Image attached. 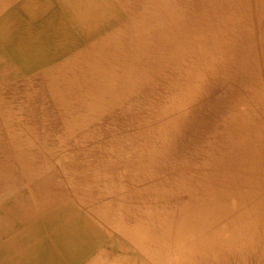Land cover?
<instances>
[{"label":"bare ground","instance_id":"obj_1","mask_svg":"<svg viewBox=\"0 0 264 264\" xmlns=\"http://www.w3.org/2000/svg\"><path fill=\"white\" fill-rule=\"evenodd\" d=\"M0 42V264H264V0H0Z\"/></svg>","mask_w":264,"mask_h":264},{"label":"rangeland","instance_id":"obj_2","mask_svg":"<svg viewBox=\"0 0 264 264\" xmlns=\"http://www.w3.org/2000/svg\"><path fill=\"white\" fill-rule=\"evenodd\" d=\"M28 36H30L29 34H27L26 32H23L22 31V34H20L19 36H14V37H11V36H8L7 37V42L8 43H18V45H15V52L18 53V54H22V53H26V51H30L29 49L30 48H27L26 44L27 42H29V40L27 39ZM10 41V42H9ZM2 42H0V53H1V48L3 47L2 45ZM3 51H6V52H9V53H13L14 51L13 50H10L9 48H7V50L5 48H2ZM14 52V54H15Z\"/></svg>","mask_w":264,"mask_h":264}]
</instances>
